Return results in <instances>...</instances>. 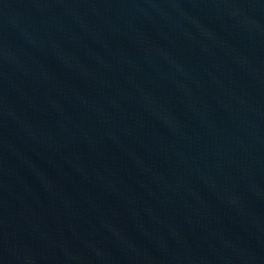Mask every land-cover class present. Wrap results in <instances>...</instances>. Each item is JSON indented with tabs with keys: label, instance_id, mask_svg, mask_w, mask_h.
I'll return each instance as SVG.
<instances>
[{
	"label": "water",
	"instance_id": "water-1",
	"mask_svg": "<svg viewBox=\"0 0 264 264\" xmlns=\"http://www.w3.org/2000/svg\"><path fill=\"white\" fill-rule=\"evenodd\" d=\"M0 264H264V0H0Z\"/></svg>",
	"mask_w": 264,
	"mask_h": 264
}]
</instances>
